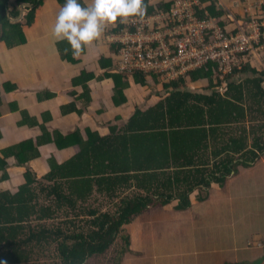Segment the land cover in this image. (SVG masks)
Instances as JSON below:
<instances>
[{"label":"trees","instance_id":"obj_1","mask_svg":"<svg viewBox=\"0 0 264 264\" xmlns=\"http://www.w3.org/2000/svg\"><path fill=\"white\" fill-rule=\"evenodd\" d=\"M204 2L214 15L221 14L213 0ZM143 3L146 13L170 12L174 0L156 8ZM32 10L24 16L27 23ZM4 12L0 6V40L8 46L22 43L21 22ZM214 70L215 63H208L188 76L209 78L212 88ZM242 73L249 76L236 82ZM129 74L114 75L116 104L126 100L122 78ZM133 75L142 84L160 80L158 73ZM230 78L225 95L189 90L187 77L161 81L172 92L105 135L88 131L84 139L79 131H55L57 146L72 147L73 155L62 163L51 158L43 179L26 171L15 192L0 191V264H123L130 254L127 226L151 206L172 199L187 206L190 193L198 187L205 191L209 179L224 181L239 165H250L264 149V71L249 63ZM29 143L1 151L0 170L8 155L20 164L36 156Z\"/></svg>","mask_w":264,"mask_h":264},{"label":"crops","instance_id":"obj_2","mask_svg":"<svg viewBox=\"0 0 264 264\" xmlns=\"http://www.w3.org/2000/svg\"><path fill=\"white\" fill-rule=\"evenodd\" d=\"M167 1L148 0V4L156 8ZM220 1L232 7L231 0ZM79 2L87 5L90 0ZM63 3L0 0L8 19L21 22L24 36L22 43L12 46L0 40V155L27 141L38 151L24 164L14 155L4 158L0 191L15 192L26 171L43 179L51 158L62 163L73 155L72 147L57 146L55 131L62 135L79 131L84 139L88 131L105 135L112 125L125 123L139 108L154 105L172 92L161 80L155 85L142 84L132 73L122 78L126 100L116 104L114 75L119 71L120 53L111 36L121 30L114 28L124 26L133 16L124 23L105 25L101 35L73 58L64 51L66 41L57 42L54 50L50 38ZM30 8L32 20L27 23L24 16ZM146 11L144 15L150 14ZM247 76L237 75L235 81ZM186 81L189 90L219 91L214 83L210 88L209 78ZM226 91L219 92L225 95ZM214 143L211 140L210 149ZM259 152L250 165H239L224 181L211 178L205 191L194 189L188 196L189 205L172 199L151 206L127 226L130 254L123 264H264V149ZM28 153L32 155V150Z\"/></svg>","mask_w":264,"mask_h":264},{"label":"built area","instance_id":"obj_3","mask_svg":"<svg viewBox=\"0 0 264 264\" xmlns=\"http://www.w3.org/2000/svg\"><path fill=\"white\" fill-rule=\"evenodd\" d=\"M215 2L219 15L204 0H174L170 12L129 18L111 36L119 48L118 69L171 81L215 63L214 84L223 92L230 74L249 63L264 71V0H231V8Z\"/></svg>","mask_w":264,"mask_h":264},{"label":"clouds","instance_id":"obj_4","mask_svg":"<svg viewBox=\"0 0 264 264\" xmlns=\"http://www.w3.org/2000/svg\"><path fill=\"white\" fill-rule=\"evenodd\" d=\"M143 0H90L82 5L79 0H65L60 7L55 22L51 26L50 38L55 50L59 41H66L72 57L95 41L107 24L124 23L130 16H143Z\"/></svg>","mask_w":264,"mask_h":264}]
</instances>
